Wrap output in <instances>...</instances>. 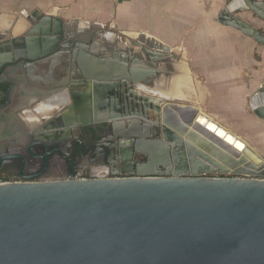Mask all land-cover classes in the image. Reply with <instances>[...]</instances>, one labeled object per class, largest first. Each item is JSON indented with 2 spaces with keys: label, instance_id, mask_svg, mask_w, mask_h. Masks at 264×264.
<instances>
[{
  "label": "water",
  "instance_id": "95a60500",
  "mask_svg": "<svg viewBox=\"0 0 264 264\" xmlns=\"http://www.w3.org/2000/svg\"><path fill=\"white\" fill-rule=\"evenodd\" d=\"M241 11L264 21V2L234 0L219 22L264 46V32L235 17ZM28 14L2 17L0 84L9 89L6 103L0 95V107L15 91L3 77L10 68L24 70L17 81L29 82L48 62L54 74L63 56L93 87L96 112L100 89L122 85L107 119L95 114L63 123L61 137L26 138L30 148L52 156L54 143L88 127L89 139L107 138L102 144L118 170L84 180L0 183V264H264V155L241 137L247 147L234 145L230 135L224 139L221 128L235 133L202 109L140 93L153 86L154 78L146 77L155 73L135 67L139 59L131 56L133 66L116 63L91 72L90 60L99 66L90 56L93 41L68 33L59 19ZM88 100L79 104L90 107ZM253 109L264 120V87ZM237 145L244 150L240 161L226 153L239 155ZM15 158H1L0 170L8 161L24 164V157ZM246 160L250 165L241 167Z\"/></svg>",
  "mask_w": 264,
  "mask_h": 264
},
{
  "label": "crops",
  "instance_id": "0c3cea01",
  "mask_svg": "<svg viewBox=\"0 0 264 264\" xmlns=\"http://www.w3.org/2000/svg\"><path fill=\"white\" fill-rule=\"evenodd\" d=\"M233 1L0 0V27L5 24L3 16L23 12L59 19L68 33H80L85 43L93 41L90 56L100 67L90 60L91 72L106 71L107 65L116 63L133 66L131 56L139 59L135 67L155 73L146 77L154 78L148 92H142L148 95L160 92L165 99H174L166 96L186 79L192 94L177 103L202 109L264 154V120L253 109V98L264 87V46L219 22ZM235 17L264 32V21L253 12L241 11ZM63 58L58 59L54 74L48 62L35 70L29 82L17 81L26 76L22 69L10 68L3 74L15 91L8 106L0 107V145L26 146V138L33 134L45 139L61 137L63 123L95 114L107 119L112 114L108 104L118 97V90L123 94V86L100 89L96 112L93 87L80 80V67L72 71ZM8 89L0 84L3 103ZM80 98L89 99L91 106H81ZM79 130L76 127L71 135Z\"/></svg>",
  "mask_w": 264,
  "mask_h": 264
},
{
  "label": "flooded vegetation",
  "instance_id": "af4514ba",
  "mask_svg": "<svg viewBox=\"0 0 264 264\" xmlns=\"http://www.w3.org/2000/svg\"><path fill=\"white\" fill-rule=\"evenodd\" d=\"M64 64V66H68L67 63ZM80 80H84V76ZM88 133H90V129L84 127L75 136L71 135V137L64 140L61 145L57 146L54 143L51 148L52 156H49L50 152L39 146L30 148L28 145L24 147L0 145V159L17 158L19 156L25 159L24 164L17 160L8 161L6 168L0 170V178L15 182H38L71 178L73 176L84 178L106 177L115 173L118 167L114 172L112 154L107 153L106 147H104L106 143L102 144L107 138H104L105 140L103 138L91 140ZM96 153L97 155H95ZM44 158H47L48 162ZM95 163H101L103 167L100 169L92 167V164Z\"/></svg>",
  "mask_w": 264,
  "mask_h": 264
},
{
  "label": "bare ground",
  "instance_id": "6f19581e",
  "mask_svg": "<svg viewBox=\"0 0 264 264\" xmlns=\"http://www.w3.org/2000/svg\"><path fill=\"white\" fill-rule=\"evenodd\" d=\"M120 45H121V43H120ZM119 45V46H120ZM126 48V47H125ZM124 49V48H123ZM183 79V78H182ZM147 89H150V87L149 88H141L140 89V91L141 92H146L147 91ZM158 90H159V88H157ZM193 91V87H192V85L188 82V81H186V79H183V81H181L178 85H177V87L174 89V91H171L169 94L170 95H167L166 97H169V96H172V98H174V99H186L188 96H190V94H192L191 92ZM148 92V91H147ZM153 92V91H152ZM150 93V92H149ZM157 93V92H156ZM143 94H146V93H143ZM161 95V97H163L164 99H165V97H164V95L162 96V94L159 92L158 93V95ZM101 118V117H100ZM208 122H210V121H208ZM212 124H216L215 122H213ZM217 126V125H216ZM219 128V127H218ZM222 129V131H221V134H222V136L224 137V139L228 136V135H230L229 136V138L227 139V140H229L230 142H232V143H234V145H235V143L237 142V141H239V142H241V143H243V144H245V146L247 145V143L246 142H244L243 140H241V139H239L238 137H240V136H238L235 132V134H233V133H230L229 131H227V130H225L224 128H221ZM246 141V140H245ZM229 142V143H230ZM231 144V143H230ZM232 145V144H231ZM230 145V147L232 148V149H234V147H233V145L231 146ZM238 146V145H237ZM243 146H238L237 148L239 149V148H242ZM247 147V146H246ZM226 153H228V155H230V156H232V157H234L235 158V160L236 161H240L241 159H243L244 158V150L242 151L241 149H239L238 150V153H239V155H232V154H230L228 151H226ZM242 164H243V162H242ZM241 164V165H242ZM250 165V161L249 160H246V162L241 166V167H243V166H246V167H248ZM252 167H254V166H252ZM250 168V167H249Z\"/></svg>",
  "mask_w": 264,
  "mask_h": 264
},
{
  "label": "built area",
  "instance_id": "2783aa9c",
  "mask_svg": "<svg viewBox=\"0 0 264 264\" xmlns=\"http://www.w3.org/2000/svg\"><path fill=\"white\" fill-rule=\"evenodd\" d=\"M228 177H234V176H228ZM70 180H84L86 178L84 177H80V176H75V177H71V178H68ZM0 183H21V182H15V181H7V180H4V179H1L0 178Z\"/></svg>",
  "mask_w": 264,
  "mask_h": 264
},
{
  "label": "rangeland",
  "instance_id": "374dc122",
  "mask_svg": "<svg viewBox=\"0 0 264 264\" xmlns=\"http://www.w3.org/2000/svg\"><path fill=\"white\" fill-rule=\"evenodd\" d=\"M254 26V25H253ZM262 31V30H261ZM140 93H142V92H140ZM263 154V153H262ZM264 155V154H263Z\"/></svg>",
  "mask_w": 264,
  "mask_h": 264
}]
</instances>
